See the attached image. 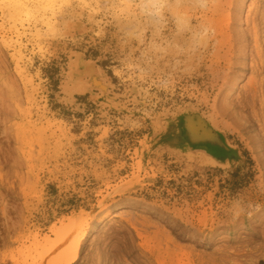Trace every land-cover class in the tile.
I'll return each instance as SVG.
<instances>
[{
  "label": "rangeland",
  "instance_id": "obj_1",
  "mask_svg": "<svg viewBox=\"0 0 264 264\" xmlns=\"http://www.w3.org/2000/svg\"><path fill=\"white\" fill-rule=\"evenodd\" d=\"M257 1L251 55L237 63L224 16L225 52L173 94L161 93L145 116L143 105L126 101L138 87L155 88L133 84L134 73L105 51L100 25L83 20L61 38L30 9L6 10L0 0V264H31L33 255L51 263L66 248L59 228L77 218L87 235L72 264H259L264 0ZM231 3L221 0L217 20Z\"/></svg>",
  "mask_w": 264,
  "mask_h": 264
},
{
  "label": "clouds",
  "instance_id": "obj_2",
  "mask_svg": "<svg viewBox=\"0 0 264 264\" xmlns=\"http://www.w3.org/2000/svg\"><path fill=\"white\" fill-rule=\"evenodd\" d=\"M20 7L49 23L52 34L61 38L77 22L100 25L109 41L105 51L134 73L133 84L155 88L146 93L138 87L126 101L143 105L137 110L145 116L153 114L161 93L173 94L181 81L191 79L227 48L217 20L221 0H38ZM232 211L238 216L244 208L236 201Z\"/></svg>",
  "mask_w": 264,
  "mask_h": 264
},
{
  "label": "bare ground",
  "instance_id": "obj_3",
  "mask_svg": "<svg viewBox=\"0 0 264 264\" xmlns=\"http://www.w3.org/2000/svg\"><path fill=\"white\" fill-rule=\"evenodd\" d=\"M4 2H5V4H9V5H12V10L15 12L16 11V9L17 8H22V7H20V5H29V4H32V3H35V2H38V0H4ZM49 2H52V0H49ZM245 2H246V0H232V3H231V6H230V11H228L227 12V14L226 15H224L223 14V16H221V17H219V19L220 20H218V22H221L222 20H223V18H225L224 16H227V29H228V31H229V33H228V41L230 42V43H228V44H230V47H231V49L235 52V57H236V61H237V63H239L240 65H241V62H239L241 59H243V61L244 60H246V56H247V54H248V56H249V54L251 55V52H252V49H251V46H250V41H251V34L255 37L256 36V33H257V31L255 30V28H252L251 27V29H253V31H251L250 30V28H249V21L250 20H252V21H254V19L256 18L255 16H257L256 15V12H257V6H256V4H258V1L257 0H250L249 1V3L247 4V11H246V15H245V18L244 19H242V10H243V8L245 7ZM231 7H232V10H231ZM11 8V7H10ZM260 8V7H259ZM25 9V11H26V13H28V11H29V9L28 8H24ZM11 11V10H10ZM232 12V13H231ZM258 19V18H257ZM259 20H260V18H259ZM226 22V21H225ZM244 23V26L242 25L243 23ZM227 31V32H228ZM252 43V42H251ZM232 52V51H231ZM253 54V53H252ZM242 63H244V62H242ZM244 65V64H243ZM232 80V79H231ZM236 82V81H235ZM250 83V82H249ZM230 84V83H229ZM234 84V83H233ZM233 86V85H232ZM248 95V94H247ZM250 96H252L251 94H250ZM247 98V97H246ZM243 99V98H242ZM253 100V99H252ZM247 101V100H246ZM245 101V102H246ZM234 102V101H233ZM248 104H249V102H248ZM236 106V105H235ZM252 106V105H251ZM253 106H254V103H253ZM252 106V107H253ZM225 109V108H224ZM242 115H243V113H242ZM246 119V118H245ZM262 143V142H261ZM263 144V143H262ZM262 144H260V145H262ZM262 204V206L264 207V202L263 203H261ZM107 215H108V211L107 210H105V211H103L102 212V214L99 216V220H103V219H105L106 217H107ZM89 218V217H88ZM97 219V220H98ZM86 219H84V221H85ZM86 222V221H85ZM81 223H83V220H79V218H77V219H75V220H73V221H71L70 223H68V225H67V228L68 229H64L65 231L63 232V230H61L62 228H59V232H63V234H61V233H57V234H60L61 235V237H60V235H57V237H56V239H60V238H63V239H60L59 240V246H61V247H65L66 246V248H67V250L65 251V249L66 248H64V250L62 249V251L63 252H60V247H59V249H57V250H59V251H56L57 252V255H56V259H55V256H54V258L52 257V258H50V260H51V263L53 264H72L71 263V261L74 259L75 260V258L76 257H78L77 255H78V251H79V246L81 245V243H80V241L82 240V239H84L85 238V236L87 235V227H86V224H85V226H84V224L81 226ZM70 224V225H69ZM93 224H94V222H93ZM65 226V225H64ZM81 226V227H80ZM80 227V228H79ZM93 227H95V225L93 226ZM64 228H66V226L64 227ZM61 230V231H60ZM77 233H79V235H77ZM60 238H59V237ZM45 239V240H44ZM43 240H44V242H46V243H44L43 244V246H46L47 244H50V243H48L49 242V240L47 239V238H44ZM61 240H63L62 241V244H64L65 246H63V245H61ZM54 241V240H53ZM39 242V241H38ZM72 245V246H71ZM91 245V244H90ZM122 245H123V251H125V252H127V253H129L131 250L130 249H128V248H126V246H127V243H122ZM54 246V245H53ZM48 247V246H47ZM50 248H54V247H52V245H51V247H50V245H49V247H48V249H50ZM68 248H70V250L68 249ZM90 248V247H89ZM72 249V250H71ZM97 249H98V246H97ZM43 250V249H42ZM53 250V249H52ZM119 250H121V249H119ZM121 250V251H122ZM27 251H28V249H27ZM43 251H45V250H43ZM43 251H41V252H39V254L38 255H40L39 256V258L41 259H43V256H44V253H43ZM72 251V252H71ZM114 251V250H113ZM115 253H112V255L113 256H115L116 255V253L117 252H119L118 251V249H117V247H115ZM68 252V254H70L69 255V258L67 257V255H66V253ZM70 252V253H69ZM95 252H96V250H95ZM30 253V252H29ZM42 253H43V255H42ZM46 253V252H45ZM71 253H72V255H71ZM122 253V252H121ZM121 253H119V255H123V254H121ZM47 255H48V257L50 256V253H46ZM92 254V253H91ZM93 255H94V253H93ZM93 255L91 256L92 257V259L94 258L93 257ZM27 256V255H26ZM29 256V255H28ZM46 256V255H45ZM113 256H111V257H113ZM36 256H31L30 257V262H31V258H33L32 259V262H31V264H37L38 262H37V260H36V258H35ZM28 258V257H27ZM27 258H25L26 260H27ZM38 258V257H37ZM38 258V259H39ZM45 258V257H44ZM47 258V257H46ZM65 258H68L67 260L68 261H66L65 260ZM114 258V257H113ZM116 258H118V256H116ZM139 258V257H138ZM18 259V258H17ZM24 259V260H25ZM29 259V258H28ZM41 259V260H42ZM49 259V258H48ZM47 259V260H48ZM56 260V262H55V260ZM91 259V260H92ZM124 259V258H123ZM263 259H264V214H262L260 217H259V264H262V261H263ZM24 260H22V261H24ZM40 260V261H41ZM43 260H45V259H43ZM90 260V261H91ZM97 260H99V258L97 257ZM137 260H140V259H137ZM18 261V260H17ZM39 261V262H40ZM66 261V262H65ZM113 261H115V260H113ZM239 261V260H238ZM27 262V261H26ZM29 262V263H30ZM43 261H41V263H42ZM73 262V261H72ZM97 262H99V263H97ZM96 262V264H105V262H103V263H100V261H97ZM50 262L48 261V264H49ZM50 263V264H51ZM92 263H94V262H92ZM140 263V261L138 262V264ZM23 264V263H22ZM24 264H25V261H24ZM27 264H28V262H27ZM38 264H40V263H38ZM147 264H151V263H147Z\"/></svg>",
  "mask_w": 264,
  "mask_h": 264
}]
</instances>
